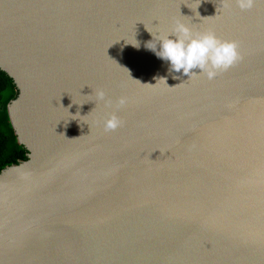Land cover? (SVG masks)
I'll list each match as a JSON object with an SVG mask.
<instances>
[{"label":"water","instance_id":"95a60500","mask_svg":"<svg viewBox=\"0 0 264 264\" xmlns=\"http://www.w3.org/2000/svg\"><path fill=\"white\" fill-rule=\"evenodd\" d=\"M178 20L243 59L170 71L147 45ZM0 69L28 150L0 172V264H264V0H0Z\"/></svg>","mask_w":264,"mask_h":264},{"label":"clouds","instance_id":"9594fccd","mask_svg":"<svg viewBox=\"0 0 264 264\" xmlns=\"http://www.w3.org/2000/svg\"><path fill=\"white\" fill-rule=\"evenodd\" d=\"M231 3L232 0H222L224 8H229ZM235 3L241 11H249L255 7L257 0H235ZM170 36L175 38L170 39ZM159 45V50L157 46L151 47L150 43L147 47L155 51L159 58L170 62V71L180 73L183 70V74L190 79L196 75H206L207 79L213 80L243 59L239 41L221 39L212 30L193 33L189 25L179 20L175 22L171 33L160 37ZM197 68L202 70L200 74L193 71ZM161 80L166 82L165 78H159L158 82ZM96 96L98 100L104 101L107 107L112 106V101L106 99L104 90H98ZM127 102L128 98L122 96L116 106L122 107ZM123 123L113 111L103 122L104 131H116Z\"/></svg>","mask_w":264,"mask_h":264},{"label":"trees","instance_id":"16d2710c","mask_svg":"<svg viewBox=\"0 0 264 264\" xmlns=\"http://www.w3.org/2000/svg\"><path fill=\"white\" fill-rule=\"evenodd\" d=\"M18 93L13 79L0 69V172L28 158V150L19 143L8 110L10 102L17 98Z\"/></svg>","mask_w":264,"mask_h":264}]
</instances>
